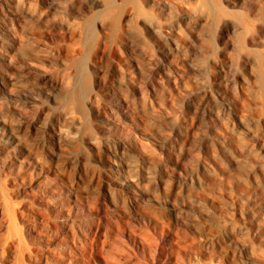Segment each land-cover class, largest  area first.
Segmentation results:
<instances>
[{"label":"rangeland","instance_id":"1","mask_svg":"<svg viewBox=\"0 0 264 264\" xmlns=\"http://www.w3.org/2000/svg\"><path fill=\"white\" fill-rule=\"evenodd\" d=\"M0 55V264H264V0H0Z\"/></svg>","mask_w":264,"mask_h":264},{"label":"bare ground","instance_id":"2","mask_svg":"<svg viewBox=\"0 0 264 264\" xmlns=\"http://www.w3.org/2000/svg\"><path fill=\"white\" fill-rule=\"evenodd\" d=\"M153 24V23H152ZM152 26V28L153 29H155L156 28V26L153 24V25H151ZM1 60H3V58L1 57V55H0V63H1Z\"/></svg>","mask_w":264,"mask_h":264}]
</instances>
